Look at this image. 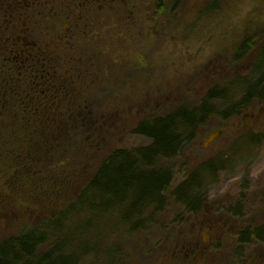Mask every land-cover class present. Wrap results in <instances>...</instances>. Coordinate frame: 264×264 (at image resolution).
Segmentation results:
<instances>
[{
  "label": "rangeland",
  "instance_id": "obj_1",
  "mask_svg": "<svg viewBox=\"0 0 264 264\" xmlns=\"http://www.w3.org/2000/svg\"><path fill=\"white\" fill-rule=\"evenodd\" d=\"M194 6V0H169V29H140L137 45L133 36L127 34L125 58L120 51L106 59L110 70L118 67L119 80L89 82L91 88L84 82L80 102L87 109L81 114L64 112L61 129L48 137H36L35 140H44L45 144L26 143L21 131L0 128V144L5 142L4 149L14 150L13 165L19 166L14 169L11 191L0 192V240L18 233L30 221L29 215L39 218L60 205L58 200L42 201V192L33 193L42 191V187L35 188L32 172L27 175L34 167V163H25L29 152L38 157L40 167L62 154V160L72 162L74 174H87L90 167L92 175L112 151L151 145L150 139L132 132L140 119L169 112L184 103L198 106L211 87L250 71L257 50L235 68L230 63L245 37L264 32V0H222L218 9L211 12ZM110 37V43L119 46L118 37ZM241 96H236L233 102L218 103L225 107L237 105L242 101ZM85 115L95 123L90 130H76L86 126ZM72 127L75 130L71 137ZM219 129L224 134L206 147L205 140ZM249 136L264 137V99L254 100L251 107L229 121L212 117L180 156L162 161L174 172L173 181L165 190L162 209L148 208L140 219L141 227L136 230L118 220L112 222L115 220L112 217L103 229L104 237L96 238L107 252L97 251L80 264H185L182 245L192 239L191 221L195 213L178 200L175 192L195 167L208 161L223 164L199 196L201 206L207 209L206 218L217 216L219 197L226 204H222L224 211L228 212L226 208L232 207L242 191L240 188H245L243 194L247 199L253 192L264 190V138L250 147L237 145ZM6 156L7 153H0V166L7 165ZM60 180L57 179L58 184L51 183L54 190ZM64 199V202L68 200ZM30 204L41 206L42 210ZM203 207L200 210L205 211ZM108 249L116 250V260H110Z\"/></svg>",
  "mask_w": 264,
  "mask_h": 264
},
{
  "label": "flooded vegetation",
  "instance_id": "obj_2",
  "mask_svg": "<svg viewBox=\"0 0 264 264\" xmlns=\"http://www.w3.org/2000/svg\"><path fill=\"white\" fill-rule=\"evenodd\" d=\"M194 1L207 12L220 3ZM140 29H169V0H0V128L61 129L64 112L87 109L84 82L119 80L106 59L125 58L126 35L137 45ZM240 189L228 212L222 197L215 217L192 210L185 264H264V190L247 199Z\"/></svg>",
  "mask_w": 264,
  "mask_h": 264
},
{
  "label": "trees",
  "instance_id": "obj_3",
  "mask_svg": "<svg viewBox=\"0 0 264 264\" xmlns=\"http://www.w3.org/2000/svg\"><path fill=\"white\" fill-rule=\"evenodd\" d=\"M217 1L219 0H212V5ZM253 52L256 55L250 71L211 87L200 105L184 103L169 112L155 113L140 119L132 132L150 139L151 145L112 151L92 175L90 167L87 174H74L72 162L62 160V154L46 167L37 164L38 157L32 152L25 155L28 156L25 157L26 165L34 163L27 175L32 172L35 188L42 187V191L34 190L33 193L42 192V201L51 203L58 200L60 205L55 211L44 213L39 218L29 215L30 221L18 233L1 239L0 264H80L91 254H97V251L107 252L96 238L104 237L103 229L108 227L112 217H115L112 222L118 220L128 224L132 230L139 229L143 223L140 219L148 208L156 206L157 210L162 209V204L166 201L165 190L174 178V172L161 162L180 156L185 146L196 138L200 129L212 117L223 122L229 121L231 117L239 116L251 107L254 100L264 99V32L245 37L234 51L230 66L235 68L242 64ZM240 95V104L225 107L218 103L233 102ZM79 97V105H83L80 102L82 97ZM85 117L86 126L76 130H90L92 117ZM73 130L74 127L69 132L71 137ZM43 132L40 128L33 127L23 130L22 133L27 138L22 137L26 143L45 144L44 140H35L36 137L50 135ZM263 138L249 136L242 138L237 145L250 147L262 142ZM0 145L3 146V143ZM74 145L79 147L77 142ZM11 150L7 165L0 166V192L11 191L15 182L14 169L19 168L18 165H13L15 153L12 148L4 149L3 153ZM222 164L208 161L203 166L195 167L192 170L194 172L177 188L175 194L178 200L190 210L199 211L202 207L199 196L211 184L212 175L218 168H222ZM60 178L62 180L59 181V187L54 190L51 183L58 184L57 179ZM209 179L211 181L207 184ZM14 193L18 196L16 193L19 192ZM62 197L68 200L64 202ZM30 205L42 210L41 206ZM19 221L20 219L17 223ZM110 250L108 249V257L114 260L116 250Z\"/></svg>",
  "mask_w": 264,
  "mask_h": 264
},
{
  "label": "water",
  "instance_id": "obj_4",
  "mask_svg": "<svg viewBox=\"0 0 264 264\" xmlns=\"http://www.w3.org/2000/svg\"><path fill=\"white\" fill-rule=\"evenodd\" d=\"M224 134L223 129H219L213 133H211L208 138L205 140V146H209L211 143H213L215 140L219 139Z\"/></svg>",
  "mask_w": 264,
  "mask_h": 264
}]
</instances>
